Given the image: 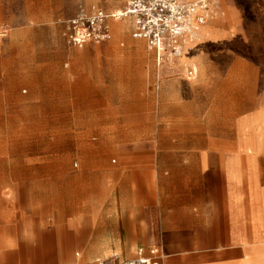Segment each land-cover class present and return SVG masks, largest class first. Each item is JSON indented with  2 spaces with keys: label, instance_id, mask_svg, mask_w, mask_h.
<instances>
[{
  "label": "crops",
  "instance_id": "0c3cea01",
  "mask_svg": "<svg viewBox=\"0 0 264 264\" xmlns=\"http://www.w3.org/2000/svg\"><path fill=\"white\" fill-rule=\"evenodd\" d=\"M47 1L60 0H0V108L73 107V47L60 23L47 25ZM250 1L248 30L235 3V40L228 41L235 64H252L244 56L249 32L264 40V0ZM220 14L203 30L205 44H226ZM127 28L126 20L112 22L116 37ZM201 41L179 64H203L204 52L189 56ZM132 44L157 65L144 40ZM90 45L76 52L88 56L89 95H108L111 68L101 56L132 51L110 41L85 50ZM113 80L129 82L119 96L140 97L155 78L121 72ZM238 94L224 125L229 136L199 108H181L161 120L156 113L119 121L116 137L74 130L73 169L59 154L0 152V264H89L113 254L132 258L139 247L159 248L163 264H264V185L257 179L264 176V105ZM140 123L149 131H127ZM240 177L249 178L247 201L238 196Z\"/></svg>",
  "mask_w": 264,
  "mask_h": 264
},
{
  "label": "rangeland",
  "instance_id": "374dc122",
  "mask_svg": "<svg viewBox=\"0 0 264 264\" xmlns=\"http://www.w3.org/2000/svg\"><path fill=\"white\" fill-rule=\"evenodd\" d=\"M127 1H47L45 2L47 25L60 23L64 28L65 21L76 14L80 7L88 9L101 7L114 11L123 8ZM212 1L214 3V0ZM215 2L214 13L219 12L223 15L222 18L227 19L225 24V20L222 22L223 25L219 23L222 28L228 29L224 38L226 44L218 47L214 43L205 44L208 43L209 38L201 41L202 43L200 42L189 56L204 52L205 60L202 65L194 60L195 65L178 63L161 68L156 65L152 53L146 58H141L132 44L137 40L131 36L132 24L130 20H126L128 28L124 34L117 37L113 34L110 42L119 50L131 49L129 51L132 53H122L121 58L116 60L114 55L101 56L104 58V63H110L111 68L107 76L110 79L107 82L110 88L103 91L109 93L108 95H89L91 90L87 89L89 82L85 74L88 56H78L76 52L84 49L73 47V79H77L74 87H79L73 91L78 93L73 96V107L67 104L62 105L61 108H0V152L12 150L16 154H59L63 160L62 164L70 163V168L73 169L74 130L87 127L90 137L98 138L108 133L111 137H116L119 132L117 128L119 121L137 119V122H140L145 117L156 113L161 120L178 114L181 108H199L200 112H205L207 122H222V135H232L228 129L224 128V125L235 115V91H239V99L244 102L252 103L257 100L258 104L264 105V40L261 39L262 34L249 32L248 35L252 40L246 47L244 56H247L246 59H249L252 64H235V48L232 50L233 46L228 43L231 39L235 40V3L245 14L241 25L246 30L249 29L248 25L250 26V19H252L247 13L253 8V4L250 0H217ZM208 24L211 25L212 20ZM0 32L1 34L4 32L2 28ZM64 40L66 42L65 38ZM92 47L91 44L89 49L85 50L91 51ZM201 47L203 49H200ZM63 63L64 66L66 64L70 66L68 60ZM190 67L197 68V74L195 78L188 80L187 71ZM121 72L123 74L142 72L153 76L155 81L146 82L149 85L146 96H119L118 94L123 90H128L122 89L121 85L129 83L113 80L114 76H118ZM101 92L102 90H99V93ZM62 99L67 103L70 101L69 98ZM145 128L147 129H143L140 123L127 131L139 133L142 130L149 131L148 125ZM121 131L123 133V130ZM9 138L14 139L12 145L11 143L7 145L6 140ZM240 171L247 172L245 166L243 170H238L239 173ZM248 179V177H240L238 180L240 190L238 196L244 201H247L250 196L247 191ZM257 179L258 183L264 185V176ZM261 196L264 199V192Z\"/></svg>",
  "mask_w": 264,
  "mask_h": 264
},
{
  "label": "built area",
  "instance_id": "2783aa9c",
  "mask_svg": "<svg viewBox=\"0 0 264 264\" xmlns=\"http://www.w3.org/2000/svg\"><path fill=\"white\" fill-rule=\"evenodd\" d=\"M214 3L216 4L215 0ZM212 0H128L118 10L80 7L65 21L63 36L69 46L78 49L88 44H102L113 35L112 21L130 20L132 36L146 42L161 68L176 65L185 48L199 41L202 28L214 13ZM188 77L195 76L193 67ZM164 255L157 247H139L132 258L120 259L116 254L89 264H163Z\"/></svg>",
  "mask_w": 264,
  "mask_h": 264
},
{
  "label": "bare ground",
  "instance_id": "6f19581e",
  "mask_svg": "<svg viewBox=\"0 0 264 264\" xmlns=\"http://www.w3.org/2000/svg\"><path fill=\"white\" fill-rule=\"evenodd\" d=\"M215 1H217V0H215ZM217 16V15H216ZM216 16H214L213 17V19H212V22H214V21H216L217 20V17ZM115 21H119V22H121V21H123V20H115ZM115 21H113V25L115 24V23H118V22H115ZM210 26V24H207V25H205L203 28H202V31H201V37H200V41L201 40H203V38H204V33H203V30H205L206 28H208ZM197 42H199V41H197ZM194 44V43H193ZM192 45V44H191ZM186 49V48H185ZM183 55V54H182Z\"/></svg>",
  "mask_w": 264,
  "mask_h": 264
}]
</instances>
